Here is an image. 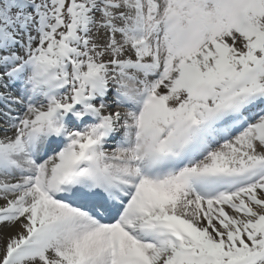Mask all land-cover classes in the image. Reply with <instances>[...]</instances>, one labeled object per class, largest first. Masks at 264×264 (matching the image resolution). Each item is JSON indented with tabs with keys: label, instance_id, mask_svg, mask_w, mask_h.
Masks as SVG:
<instances>
[{
	"label": "snow or ice",
	"instance_id": "obj_1",
	"mask_svg": "<svg viewBox=\"0 0 264 264\" xmlns=\"http://www.w3.org/2000/svg\"><path fill=\"white\" fill-rule=\"evenodd\" d=\"M0 264H264V0H0Z\"/></svg>",
	"mask_w": 264,
	"mask_h": 264
}]
</instances>
